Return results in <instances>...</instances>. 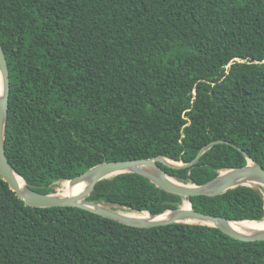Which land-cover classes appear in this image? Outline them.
<instances>
[{"label":"trees","instance_id":"1","mask_svg":"<svg viewBox=\"0 0 264 264\" xmlns=\"http://www.w3.org/2000/svg\"><path fill=\"white\" fill-rule=\"evenodd\" d=\"M0 43L11 78L7 157L39 193L106 162L187 164L214 141L229 144L194 167L159 166L201 186L246 166L240 148L264 168V0H0ZM184 200L131 173L99 182L88 199L152 215ZM188 202L264 221V187ZM0 264H264V241L33 208L0 174Z\"/></svg>","mask_w":264,"mask_h":264},{"label":"water","instance_id":"2","mask_svg":"<svg viewBox=\"0 0 264 264\" xmlns=\"http://www.w3.org/2000/svg\"><path fill=\"white\" fill-rule=\"evenodd\" d=\"M0 77L2 81V94L0 99V174L9 184L10 188L16 193L24 203L33 208H56V207H73L83 209L95 213L104 218L115 222L141 229H150L160 226H168L173 224H190V225H207L221 230L224 234L236 240L245 242L264 241V233L245 235L239 233L231 227V222L227 218L214 216L202 212H198L190 203V209H185L188 199L192 197H217L225 194L227 191L235 189L239 186H249L259 189L264 187V168L254 160L247 152L238 148L247 159V165L241 168L225 169L210 182L197 186L193 184H185L183 181L170 176L159 163L174 169L191 168L197 165L201 157L211 148L218 144H229L226 141H214L201 149L197 157L190 163H177L163 156L152 159H137L128 161L106 162L99 164L85 173L69 180L71 184L79 188L83 183L88 182L87 187L80 191L76 196L65 197L60 193L43 194L33 190L26 183V187L21 189L17 182L18 175L11 166L6 153V128L9 113L11 78L9 65L5 51L0 43ZM153 171L157 172L154 173ZM136 174L150 180L158 188L175 195L183 197L185 200L180 209L167 210L175 213L174 220L164 222L145 221L135 218H129L127 214H141L148 212H135L132 209L120 205H104L88 201L94 192L96 185L105 180L116 177L121 174ZM20 176V175H18ZM21 177V176H20ZM118 209V210H115ZM165 211V212H167ZM164 212V213H165ZM149 216L155 218L159 215ZM186 220L194 221L193 223L184 222ZM253 222V221H252Z\"/></svg>","mask_w":264,"mask_h":264},{"label":"bare ground","instance_id":"3","mask_svg":"<svg viewBox=\"0 0 264 264\" xmlns=\"http://www.w3.org/2000/svg\"><path fill=\"white\" fill-rule=\"evenodd\" d=\"M2 81H1V77H0V99H2L3 94H2ZM154 173H157L155 171H153ZM17 178V182L20 185L21 189H24L26 187V183L25 180L16 175ZM65 184V183H64ZM88 185V182H85L82 184V186H80L79 188H76V186H74L73 184H71L70 182H66V186L65 189L63 191L60 192L61 196H65V197H73L76 196L78 193H80V191H83ZM190 203L187 202L185 205V209H190ZM175 213L168 211L165 212L162 215H159L155 218H152L149 216L148 213H142V214H127V216L129 218H135V219H140V220H145V221H153V222H164V221H171L174 220L175 218ZM184 222H188V223H193L194 221L191 220H186ZM231 227L234 228L235 230H237L239 233L241 234H245V235H252V234H257V233H264V222H258L255 224H249V223H245L243 221H238V222H231L230 223Z\"/></svg>","mask_w":264,"mask_h":264},{"label":"rangeland","instance_id":"4","mask_svg":"<svg viewBox=\"0 0 264 264\" xmlns=\"http://www.w3.org/2000/svg\"><path fill=\"white\" fill-rule=\"evenodd\" d=\"M65 183V184H64ZM61 184L60 188L58 189V193H60L61 191H63L65 189V186H66V182H64ZM142 214V213H141ZM264 222V221H262ZM255 223H258V222H253L251 224H255ZM250 224V223H249Z\"/></svg>","mask_w":264,"mask_h":264}]
</instances>
